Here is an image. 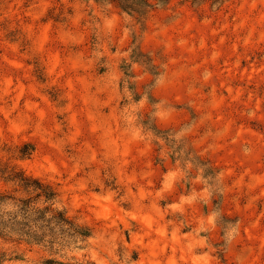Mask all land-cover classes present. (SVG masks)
<instances>
[{"label":"clouds","instance_id":"9594fccd","mask_svg":"<svg viewBox=\"0 0 264 264\" xmlns=\"http://www.w3.org/2000/svg\"><path fill=\"white\" fill-rule=\"evenodd\" d=\"M0 264H264V0H0Z\"/></svg>","mask_w":264,"mask_h":264}]
</instances>
